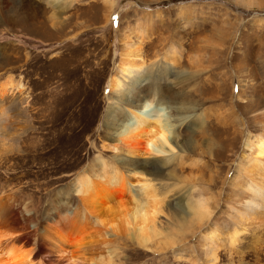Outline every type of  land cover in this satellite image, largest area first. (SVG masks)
<instances>
[{"label": "rangeland", "instance_id": "obj_1", "mask_svg": "<svg viewBox=\"0 0 264 264\" xmlns=\"http://www.w3.org/2000/svg\"><path fill=\"white\" fill-rule=\"evenodd\" d=\"M125 37L130 49L140 46L148 70L167 58L181 73L180 86L158 85L165 88V116L177 125L178 108L185 122L169 134L178 146L164 166L161 160L171 155L107 166L130 177L132 196L140 183L150 184L159 211L150 220L159 234L146 231L149 241L141 246L134 239L137 223L128 237L103 233L94 258L101 264H204L201 234L217 229L214 264H264V207L234 202L247 197L241 189L250 178L264 183L258 169L264 172V156L257 167L255 150H244L247 137L264 138V0H0V84L8 77L20 83L3 102L21 119L0 152L1 216L8 212V220L33 239L23 247L33 248L32 257L39 253L36 260L53 263L40 224L48 226L70 207L79 212L77 176H96L97 160L118 163L125 155L108 148L116 121L107 118L110 107L116 106V120L126 111L115 105L108 86L124 59ZM199 198L213 212L195 231L187 206ZM234 227L241 232L229 246L225 236Z\"/></svg>", "mask_w": 264, "mask_h": 264}, {"label": "bare ground", "instance_id": "obj_2", "mask_svg": "<svg viewBox=\"0 0 264 264\" xmlns=\"http://www.w3.org/2000/svg\"><path fill=\"white\" fill-rule=\"evenodd\" d=\"M41 1L48 3L49 0ZM55 1L56 0H51V3ZM109 8V10L112 9L111 4ZM122 40L123 45L121 57L124 59H122L117 66L115 75L109 79L108 86L110 93L115 97V105L121 107L123 111H126L123 113L121 120H116V116H112V113L115 112L114 109H116V106L108 109L109 112L107 111V118L112 117L113 122H116L114 126L111 124L113 126L111 136L115 138V142L111 146L109 145L110 147H107L116 153L124 152L123 154L125 155H123V159H117L118 163L115 162L109 164L105 161L97 160L95 164H93V166L98 165L100 168L96 176L95 174L89 175L87 171H82L77 176L74 183V191L81 199L82 205H80L82 210L79 209L80 211L78 212V208L70 207V215L67 214L68 211H60L61 214H57V218L54 217L52 223L48 224V226H46V221L43 222L45 225L42 229L45 228L46 230L43 239L46 241L48 247H50V251L54 256V260L52 259L53 263L51 262L52 264H101L102 260L100 258L96 260L94 257L97 255L95 251L97 250L96 245L100 243L99 238H101L102 235H105L103 233H108L114 236L123 232L126 236H131L133 233V228L131 229V227L137 223V233L135 232L134 239L141 246H145V243L149 241L150 237L147 235L146 231L150 232L149 235L153 234V236H155L154 234L157 232L156 230H153L155 229L153 228L155 227L153 223L154 221L152 219L150 220V218L155 217L156 215L154 214L159 212L155 211V206L158 200L155 199L154 196L156 195H154L155 193H153V189L151 190L150 184L145 181L140 183L141 185L138 188L139 192L135 195L138 196V198H135V196L133 195V197L130 193L131 187H133L130 177L107 166H137L138 163L133 161L144 156L154 157L163 154L171 155L172 157L168 158L166 161L163 162L161 160L160 164L161 166H164L170 159L174 160L176 158L173 156V150L175 151V148H177L178 145H176L175 140L173 141L169 139V134L175 127L178 129L183 126L185 120L180 116V109L178 108V116L173 120L177 125H172V119L170 120L165 116V105L160 106L162 105L160 103L162 92L165 88L164 86L158 85V82H168L175 85V87H177V84L180 86L181 83H179V79L181 73H178L173 69L172 62L167 61V58H164L165 62H163L158 69L153 71V68H149V70L152 69L149 71L140 57V46L130 49L132 43L129 42L126 37ZM168 76L173 77V79L169 81ZM19 87L20 83L14 81L12 77H8L2 84H0V152L5 151L7 147L6 143L9 140L11 141L10 137H13V135L10 134L12 131L11 128H16L15 131L20 129L19 120L21 119H18L17 113L9 106H6L3 102V98L8 91L19 89ZM135 90H139V92L135 93ZM170 90L172 93V89ZM125 103H127L128 107L123 108ZM152 103H154L153 107L151 106ZM106 122L108 121L106 120ZM244 150H249V152L255 150L256 155L252 165L254 164V166L260 167V157L264 156V138L259 136L256 137V140L252 141L250 137H247L244 143ZM244 155L242 159L246 160L248 157ZM248 160L250 159H247L246 161ZM258 169L260 172L257 169L256 170L261 175H264L262 168ZM158 171L159 170L155 171V175H157ZM261 175L260 177L263 179ZM186 193L188 194L187 191H185V194ZM241 193H246L247 197L244 198L245 196H238L239 198L234 200L238 205L245 204L248 206L257 205L264 207L263 181L258 183L255 179L250 178L248 183H245L242 187ZM244 199H247V201L245 202ZM206 201L199 198L194 205L187 206V209L189 210L187 213L189 217H187L190 218L189 221L193 220L197 226L195 231L202 228L201 226L204 222L209 220L211 213L213 212L209 209L210 207H207L206 204L208 202ZM1 208L2 206L0 209ZM177 208H181V205ZM231 208L235 210V208ZM7 213L4 211L3 216L0 214V264H43V262L39 260L42 259L41 256V258L39 257L38 260H36L39 253H35L32 257L33 248H23L27 244L29 245L33 240L28 237L26 238L22 233L24 228L17 225L21 230L19 234L22 233L19 237H16V235L11 232L10 228L16 224L8 220ZM237 213L240 216L239 218L243 219V213L238 211ZM176 214H178V212ZM176 218L174 222L176 221ZM179 219L181 220V216H179ZM184 219L185 217L179 221L184 223ZM147 223L150 224H148L146 229H143ZM238 223L240 224V222ZM91 224L96 228L93 226L91 227ZM213 230L217 229H210L209 232H203L200 237L203 241L200 254L202 257H206V259L203 260L204 264H214L216 261V250L218 249L217 246H219L216 244V241L219 240V238L215 235V231ZM195 231H193L192 235ZM240 232H237L236 227H234L226 233L225 238L229 246L235 245ZM39 233L41 234V232ZM22 243H24V245H21ZM212 244L214 247H212ZM37 245H40V242ZM171 246H173V243ZM93 247L95 248L93 249ZM92 249L96 255L92 253ZM246 255L251 258L255 257L250 253H247ZM253 261L255 264H259V261ZM221 262L222 261L217 264H221Z\"/></svg>", "mask_w": 264, "mask_h": 264}, {"label": "water", "instance_id": "obj_3", "mask_svg": "<svg viewBox=\"0 0 264 264\" xmlns=\"http://www.w3.org/2000/svg\"><path fill=\"white\" fill-rule=\"evenodd\" d=\"M67 214L68 215H70L71 214V210H69L68 212H67ZM45 225V223H43L42 225H40V227H39V229H38V231L39 232H41L42 230V227ZM10 230H11V232H13L15 235H16V237H19L18 236V234L21 232V230L17 227V225H14V226H12L11 228H10ZM41 230V231H40ZM40 240V239H39ZM38 240V241H39Z\"/></svg>", "mask_w": 264, "mask_h": 264}]
</instances>
